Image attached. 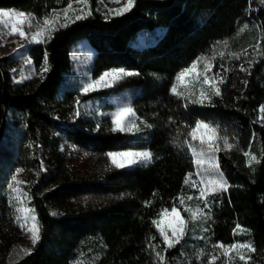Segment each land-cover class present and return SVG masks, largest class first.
<instances>
[{
	"label": "trees",
	"instance_id": "obj_1",
	"mask_svg": "<svg viewBox=\"0 0 264 264\" xmlns=\"http://www.w3.org/2000/svg\"><path fill=\"white\" fill-rule=\"evenodd\" d=\"M70 2L72 7L84 5L91 14L75 20L70 9L74 22L58 27L46 43L31 45L28 53L40 72L34 88L30 81L15 82L11 58L0 55V227L10 224L7 184L22 167L39 173L29 188V204L41 229L30 254L8 262L4 257L15 240L0 238V264H160L157 251L165 256L166 264H209L211 256L219 253L213 245L246 241L256 249L254 253L243 250L251 256L250 264H264V113L259 110L264 105V3L135 0L124 14L105 15L107 6L123 5L126 0H88L87 5L77 0H0V9L23 11L39 20L51 17L53 9L63 13ZM136 29H162V34L136 52L130 47ZM83 39L95 51L87 75L73 70L71 56L74 45ZM213 55L214 67L208 74L224 77L219 85L221 95H212L210 104L201 105L171 92L175 85L179 91L191 89L198 95L200 82L194 78L186 88L176 77L197 58ZM45 57L48 71L43 73ZM241 64L248 71H241ZM117 68L138 75L113 88L86 95L79 91L86 79ZM203 68L201 62L199 69ZM122 91L132 92L131 106L138 121L152 125L142 146L136 143L138 132L113 131L109 116L100 120L81 117L65 125L52 116L54 108L77 98L98 101L105 94ZM10 113L17 114L20 128L9 131ZM199 120L219 125V135L228 137L235 147L225 150L222 146L218 152L220 170L230 187L209 197L210 207L205 211L210 219L191 221L185 206L205 207L197 199L201 186L184 183L188 173L193 174L192 181H199L185 144ZM42 125L90 154L144 148L153 158L140 166L114 167L91 177L75 176L59 158L53 168L43 172L37 148ZM246 151L259 162L254 160L249 167ZM181 194L183 206L177 199ZM189 196L193 199L188 200ZM74 198L89 199L88 207L56 211ZM174 205L188 221L186 236L181 244L163 252L166 245L153 221L161 218L162 209L171 210ZM237 224L249 231L234 235ZM192 247L194 251L187 257L185 253ZM216 264L229 261L221 257ZM231 264L243 262L236 258Z\"/></svg>",
	"mask_w": 264,
	"mask_h": 264
},
{
	"label": "snow or ice",
	"instance_id": "obj_2",
	"mask_svg": "<svg viewBox=\"0 0 264 264\" xmlns=\"http://www.w3.org/2000/svg\"><path fill=\"white\" fill-rule=\"evenodd\" d=\"M77 2H82L87 5L88 0H77ZM264 3V0H261ZM135 0H126V4L119 9L114 10L115 15H122L127 11H130L134 6ZM72 9V3L68 4V7L63 9L64 12V23H60L61 16L59 13L53 9L52 16H45L39 20L34 16L27 14L23 11L16 10H0V26H8L10 29L9 34H18L22 39L28 40L29 42L46 43L47 40L51 39V33L58 30V27H67L68 22H74L72 20V16H69V10ZM91 12H84L81 10V14H75L73 12V16L75 20H80L86 18V15H90ZM35 21V26L37 30L31 34L25 32V27H33ZM247 26H245L246 28ZM259 45H257V49ZM247 53V50H245ZM223 56V53H220ZM235 58L239 59L238 54H233ZM216 57L213 55L212 57L202 56L197 58L189 67L181 70V72L177 75L176 81L185 85L191 83V81H187L186 77L195 74V82L201 83V88L199 90V94L196 95L191 91V89L187 91H179L175 85L171 88V92L178 96L191 100L192 103H198L204 105L205 103H211L212 95L219 96L221 95L219 85L224 83V77L221 75L219 78L215 74L210 76L208 73L211 72L212 67H214V61ZM26 64H31L30 59H26ZM204 63L203 70L199 69L200 63ZM223 67V66H221ZM241 71H248L244 67L243 64L240 65ZM48 71L47 66V57H45L44 65L41 68V72L46 73ZM134 75H138V73L134 71H129L124 68H117L104 71L96 78L86 79L85 83L81 86L79 91L83 94L94 93L103 89L113 88L116 84L123 81L127 77H131ZM202 77V80H201ZM206 86V87H205ZM196 95L195 99H192V96ZM76 111L75 116L79 117L83 115L80 109V101L77 98L76 101ZM261 112H264V105L260 106L259 109ZM111 115V121L113 131L116 132H124V133H134L140 132L141 127L137 123V116L135 109L130 105H123L118 107ZM146 128H151L152 125L143 122ZM188 136L191 138L190 141H185L188 150L191 153L193 158V163L196 167V175L201 177L199 181H192V173L187 174V178L184 180L186 185L190 187H197L199 185H203L202 187H198L199 197L197 199L203 200L205 207L200 208L196 207L195 209L189 208L185 206V211L188 213L191 221H204L210 219V215L206 208H209L210 205L208 203L209 197L215 195L216 193L225 192L228 190L230 185L224 179L222 172L219 168V163L216 159V154L220 152L222 149L220 147L219 141H223L225 150H230L235 147V145L228 142V137L219 135V125H212L211 123H206L204 121H196L195 126L191 128L188 132ZM192 141H198L199 145L192 143ZM109 157L111 158L112 164L116 168H126V167H134L140 166L146 163L151 162L152 153L150 151H122L109 153ZM245 156L249 157L247 163L249 167H251L253 161L259 162V160L255 156H251L249 152L244 153ZM22 169H16V174H13L10 177V181L7 184V188L11 190L14 199L17 201H21L23 196L27 194L23 192L20 185L24 183L23 181L18 180L17 174H19ZM180 205H185V197L183 194L177 197ZM188 200H192L193 197H187ZM29 212L31 210H28ZM54 215L56 213H53ZM171 215L174 218V223H170L168 228L170 229L171 234L162 227L163 218ZM161 219H157L153 221V224L157 228L160 236L163 239L164 245L166 247L163 249V252H167L168 249L174 248L177 245L181 244L186 236L188 221L185 220L184 216L181 215V211L174 205L170 212L168 209H162L159 213ZM18 220L21 217H17ZM29 219L31 220V226L28 227V232L31 234V239L33 245L39 242L40 240V227L36 223L37 217L35 215L25 216L23 217V222L20 223V226L24 228L28 223ZM249 230L242 228L239 224L236 225L234 229V235H239L242 233H246ZM154 239V237H153ZM151 247V245H150ZM215 249L219 250L217 255H212L209 261V264H216V261L223 257L225 260L231 261L238 258L243 264H250L251 256L245 255L244 249L247 250L248 253H254L256 249L253 247L251 241H246L244 243L235 242L229 245H225L223 242H218L213 245ZM26 253L30 254L31 250H25ZM235 251V256L232 253ZM155 255L160 262V264H166V258L160 251L155 252Z\"/></svg>",
	"mask_w": 264,
	"mask_h": 264
},
{
	"label": "rangeland",
	"instance_id": "obj_3",
	"mask_svg": "<svg viewBox=\"0 0 264 264\" xmlns=\"http://www.w3.org/2000/svg\"><path fill=\"white\" fill-rule=\"evenodd\" d=\"M114 1V0H113ZM125 4L119 6H107V10L105 15H108L110 12L114 13V10L122 8ZM0 10H10V9H0ZM12 10V9H11ZM81 10L84 12H88V8L84 7V5H79L76 7H72V12L75 14H81ZM26 13V12H25ZM29 14V13H27ZM61 16V23H64V12L59 13ZM71 16V15H69ZM25 32L31 34L37 30L35 26L33 27H25ZM10 29L8 26H0V55L9 56L13 62L11 67V73L13 80L15 82H25L30 81L31 88H34V80L37 76L40 75L37 67H35L32 58L29 55V49L32 44L35 42H29L28 40L22 39L18 34H9ZM162 34V29H156L154 31H149L145 29H136L135 37L130 43V47L136 51L140 52L143 48L148 45L155 43L158 37ZM95 55L94 49L89 45L87 40L83 39L78 41L71 52L72 60H73V70L77 73L87 75L90 72V68L92 66V61ZM26 59L31 60V64H26ZM217 78H219V74L216 73ZM195 78V74H192L186 77L187 81H191ZM117 85V84H116ZM115 85V86H116ZM133 94L131 91H122V92H111L109 94H105L98 101H90V102H80V109L83 115L76 117V101L69 105H60L58 108H54L52 112V116L54 120L59 122L60 124H70L74 122L76 119L81 117L86 118H94V120H100L104 117L109 116L111 118V113H113L118 107L130 104L132 100ZM79 99V98H78ZM80 101V99H79ZM264 113V112H262ZM137 116V115H136ZM201 121V120H199ZM205 122V121H204ZM137 123L141 127V131L138 132L136 143L138 145H144L148 139L149 133L148 129L140 123L137 119ZM207 123V122H206ZM96 124V123H95ZM21 123L19 121V117L15 113L9 114V122L8 129L9 131L14 128H20ZM135 133V132H134ZM192 143L199 145L198 141H192ZM220 147L224 146L219 141ZM38 153H39V169L43 172H47L50 168H53L56 165V161L59 158H63L66 167L78 177H91V176H101L107 170L114 168L115 166L111 162V158L109 157L108 152L104 155L90 154L85 150L79 148L73 143L69 142L66 139H63L61 135L54 129L50 128L47 125H42L40 127V136L37 144ZM132 151H148L144 148L140 149H129ZM125 150V151H129ZM122 152V151H119ZM216 159L218 161V153L216 154ZM219 163V162H218ZM127 168V167H126ZM220 168V167H219ZM17 169H22V171L17 174V178L20 181H23L20 185L21 189L26 196L22 197L21 201H17L14 199L11 190L8 189V193L10 196V204L11 211L9 213V225H4L0 227V238L3 241L13 239L15 243L6 253L4 260L5 262L16 260L27 254L25 250H31L34 246L31 239V234L28 232V227L31 226V220L29 219L28 223L24 228L20 226V223L23 222V217L35 215L33 208L30 206V197H29V188L30 186L36 182L38 177V171L35 169H26L22 167H18ZM197 171V170H196ZM221 171V170H220ZM16 174V170L14 171ZM198 180L201 179L198 175H196ZM224 177V176H223ZM225 179V178H224ZM11 182L10 180L8 183ZM201 187L203 185H200ZM89 199L86 198H74L62 203L58 206L57 212H65V211H81L88 207ZM28 210H31L30 212ZM170 212V210H169ZM183 216V214L181 213ZM17 217H21L20 220ZM185 218V217H184ZM161 219V218H160ZM186 220V219H185ZM187 221V220H186ZM174 218L169 215L163 218L162 227L171 234L168 225L170 223H174ZM38 224V221H36ZM187 247H190L187 245ZM219 251L218 249H216ZM194 249L188 248L187 257L191 256V252ZM79 264V263H76Z\"/></svg>",
	"mask_w": 264,
	"mask_h": 264
}]
</instances>
